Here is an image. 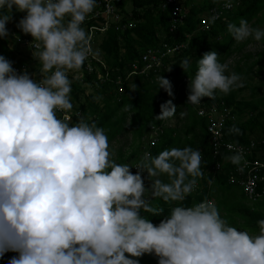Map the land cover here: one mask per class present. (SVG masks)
I'll return each mask as SVG.
<instances>
[{
	"label": "clouds",
	"instance_id": "obj_1",
	"mask_svg": "<svg viewBox=\"0 0 264 264\" xmlns=\"http://www.w3.org/2000/svg\"><path fill=\"white\" fill-rule=\"evenodd\" d=\"M97 4L0 0V39L10 35L13 10L24 13L15 26L35 48L32 57L42 77L17 71L0 55V259L15 252L8 264H140L145 255L157 264H264V219L251 234L230 224L211 200L183 204L204 175L199 149L144 152L135 164L118 163L106 130L95 120L80 116L71 122L69 74L94 54L83 25ZM224 7L230 9L232 0H224ZM227 31L237 43L264 40V28L243 18L239 25L228 23ZM219 56L212 50L197 60L188 104L244 87L241 75L228 72ZM179 65L185 73L191 68L187 58ZM157 81L173 96L169 79L161 75ZM175 115L168 100L156 119ZM229 132L242 134L236 125ZM227 147L232 154L226 159L242 166L243 149ZM155 200L172 204L170 213L164 215ZM149 215L162 218L153 223Z\"/></svg>",
	"mask_w": 264,
	"mask_h": 264
},
{
	"label": "trees",
	"instance_id": "obj_2",
	"mask_svg": "<svg viewBox=\"0 0 264 264\" xmlns=\"http://www.w3.org/2000/svg\"><path fill=\"white\" fill-rule=\"evenodd\" d=\"M180 1L185 19L183 23L177 22L175 25L172 23V11L177 5L175 3L166 9L161 8L160 0H126L119 3L124 11H127L126 3L132 4L133 13L124 12L123 15H131L135 26L99 31L98 38H94V48L98 52L92 49L95 55H103V59L97 60L96 56L90 55L80 70L82 76L76 77L77 72L69 74L70 78L74 77L71 122L75 123L80 116L95 120L98 126L106 130L109 143L120 133L131 132L134 145L131 144V148L126 149L127 153L125 148L118 150V163L135 164L144 152H151L155 156L164 149L173 147L191 146L199 149L204 172L203 178L198 181L200 189L193 192L183 204L191 206L213 198L221 215L230 224L255 234L258 232L257 221L264 219V198L254 200L243 191L239 183L230 182L236 165L226 157L232 153L221 148V153L214 156L208 117L200 116L198 109L213 105H216L219 112L228 109L231 116L224 124L223 140L242 145H250L255 141L256 148L252 157L264 161V40L263 48L256 53L251 64L241 65V60L238 59V63L232 67V72L241 75L244 87L228 95L217 92L214 99L204 98L196 106L188 104L187 95L189 80L194 78L197 60L204 52L215 50L220 55V62L227 64L228 58L242 50L251 40L237 43L227 31V24L239 25L241 18L251 26L254 19L258 23L264 21V0H241L230 9L224 7V0ZM204 14H218V17L206 26L203 23ZM23 15L24 13L13 10L14 21L7 25L10 35L6 39H0V55L13 61V67L17 71L27 69L29 73H34V79L39 81L42 78L40 65L32 57L33 48L27 45L25 38L21 41L17 39L23 33L16 28L15 23ZM95 24L97 23L90 20L83 27L91 32V26ZM171 25H174L173 30ZM172 47L177 49L162 58L161 66L146 68L151 61L144 60V56L149 51L159 50L162 54ZM99 50H102V54ZM185 58L191 63L187 73L179 65ZM169 68L171 71H167ZM161 75L170 80L173 93H176L175 98L159 88L157 77ZM90 88L93 92L91 90L88 93ZM245 90L250 91L248 96L241 95ZM168 100H172L176 106V114L182 112V106L186 107L183 124L168 125L169 119H156V115L160 114V105ZM233 125L242 134L230 133L229 129ZM219 162L222 167L215 170L214 166ZM132 172L135 173L136 169L132 168ZM145 185L150 187L151 184ZM262 188L264 179L260 183V189ZM153 203L163 208L164 215H168L173 206L161 200ZM149 218L153 219V223H159L162 217L149 215ZM15 255V252H6L3 259H0V264H8V260ZM140 264H157V260L145 255Z\"/></svg>",
	"mask_w": 264,
	"mask_h": 264
},
{
	"label": "built area",
	"instance_id": "obj_3",
	"mask_svg": "<svg viewBox=\"0 0 264 264\" xmlns=\"http://www.w3.org/2000/svg\"><path fill=\"white\" fill-rule=\"evenodd\" d=\"M122 1L126 0H98V4L94 10V13L86 20H93L97 23L91 26V33L96 31H108L113 27H115L116 30H121L135 26V22L132 20L131 15L124 17V12H128L129 10L127 9V11H124V9L119 5V3ZM174 3L177 4L172 11V23L175 25L177 22L183 23L185 19V15L183 14L182 8L179 5L181 1L160 0V6L162 9H166L168 6H171ZM235 3L236 2L233 1L232 6ZM214 11L216 12L217 10ZM216 16L218 17V14H216ZM174 25H171V30L174 29ZM175 49H177V47H172L162 54H160L159 50L149 51V53L144 56V60L151 61L150 64L146 66V68L161 66L162 58ZM198 113L200 116L208 117V131L211 134V144L213 147L214 156H218L221 153V148H225L232 153V151L227 147L229 144L242 148L244 151L245 162L240 167L235 166L234 172L230 177V182L239 183L243 191L254 200L264 198V188L260 189V183L264 179V161L259 158L252 157L254 149L256 148V142L252 141L250 145H242L223 140L224 124L228 120L227 118L231 116L228 109H225L223 112H219L216 105H213L211 107L199 108ZM69 116L71 118V115ZM221 167L222 164L219 162L216 163L214 169L218 170ZM199 189L200 184L198 183L196 191ZM207 200L214 202L213 198H209Z\"/></svg>",
	"mask_w": 264,
	"mask_h": 264
},
{
	"label": "rangeland",
	"instance_id": "obj_4",
	"mask_svg": "<svg viewBox=\"0 0 264 264\" xmlns=\"http://www.w3.org/2000/svg\"><path fill=\"white\" fill-rule=\"evenodd\" d=\"M195 1L196 2H200L201 0H195ZM233 1L236 2V0H232V2ZM240 2H241V0H238L236 3H240ZM126 6L129 9H132L133 8V6H132V4L130 2L129 3H126ZM212 16L213 15L204 14L205 20H203V23H206V26H209L210 25V23H211V17ZM252 23L256 27L264 28V21L258 23L257 22V19H254L252 21ZM253 25H252V27H253ZM23 37H24L23 35H19V36H17V39H19L21 41V39H23ZM32 45H35V44H32ZM262 48H263L262 41L256 42L254 40H250L249 42H247V44L242 48V50L237 51L236 53H234V56H231V57L228 58L227 65H228V67H230L229 68L230 70H228V72H232L233 71L232 70V67H234L238 63L237 62L238 59L241 60V63H240L241 65H245V64L249 65V64H251L254 61V58L256 57V53L258 51H260ZM33 50H35V48H33ZM101 52H102V50H99V53L100 54H102ZM97 56L100 59H103V55H97ZM255 68L257 69V66H255ZM82 75L83 74H81L80 71H78L77 74H76V77L77 76L80 77ZM91 90H92L91 88H90V90L88 89V93H90ZM92 92H93V90H92ZM249 92H250L249 90H245V92L241 93V95L248 96ZM175 96H176V93H173L172 98H175ZM181 110H182L181 113L176 114L173 118H171V119L168 120V122H167L168 125H170V124L174 125L175 123H177V124H183L184 123V117L183 116L186 113V107L185 106H182ZM132 136L133 135H132L131 132L124 131V132L120 133L118 135V137H116L114 140L111 141V143H110V151H112L113 158L117 162H118V160L116 159V156L118 155V150L119 149L124 150V148H125V151L127 153L128 151L126 149L127 148H131V144L133 142ZM132 145H134V144H132ZM144 176L147 177V173L146 172L144 173ZM145 183L151 184V181L145 179Z\"/></svg>",
	"mask_w": 264,
	"mask_h": 264
},
{
	"label": "crops",
	"instance_id": "obj_5",
	"mask_svg": "<svg viewBox=\"0 0 264 264\" xmlns=\"http://www.w3.org/2000/svg\"><path fill=\"white\" fill-rule=\"evenodd\" d=\"M126 9H128L129 11L128 12H131V13H133V9H129L127 6H126ZM98 32L99 31H96V32H93V33H91L90 32V34H92V40H91V47L93 48V49H95L94 48V45H95V42H94V38H98ZM97 36V37H96ZM98 41V40H97ZM96 50V49H95ZM97 51V50H96ZM98 52V51H97ZM94 56H96L97 57V60L99 59V57L97 56V55H95V54H93ZM81 73V72H80ZM76 76V75H75Z\"/></svg>",
	"mask_w": 264,
	"mask_h": 264
}]
</instances>
